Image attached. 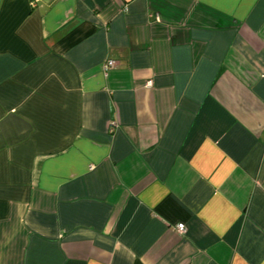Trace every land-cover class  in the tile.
<instances>
[{
    "label": "crops",
    "instance_id": "obj_1",
    "mask_svg": "<svg viewBox=\"0 0 264 264\" xmlns=\"http://www.w3.org/2000/svg\"><path fill=\"white\" fill-rule=\"evenodd\" d=\"M34 1L0 0V264H264V0Z\"/></svg>",
    "mask_w": 264,
    "mask_h": 264
},
{
    "label": "built area",
    "instance_id": "obj_2",
    "mask_svg": "<svg viewBox=\"0 0 264 264\" xmlns=\"http://www.w3.org/2000/svg\"><path fill=\"white\" fill-rule=\"evenodd\" d=\"M36 1L37 0H35L34 2H36ZM34 5H36V3H34ZM116 64H117V62L115 60H109V61H107V63L104 64V69L110 70L111 68L115 67ZM148 84L151 86L152 85V80H150L148 82ZM178 228H179V230L181 232H185V225H184V223H179Z\"/></svg>",
    "mask_w": 264,
    "mask_h": 264
}]
</instances>
